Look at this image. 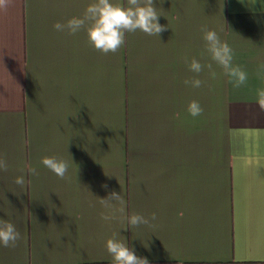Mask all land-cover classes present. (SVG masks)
Returning a JSON list of instances; mask_svg holds the SVG:
<instances>
[{
  "label": "crops",
  "instance_id": "0c3cea01",
  "mask_svg": "<svg viewBox=\"0 0 264 264\" xmlns=\"http://www.w3.org/2000/svg\"><path fill=\"white\" fill-rule=\"evenodd\" d=\"M93 2L0 9V219L21 233L0 245V264H114V232L149 264H264V0H155L168 28L126 33L107 55L85 31L53 27ZM202 26L232 48L244 85L211 59ZM193 79L202 86L185 85ZM193 100L202 115L188 113ZM52 155L68 162L65 179L41 163ZM112 190L123 206L99 203ZM133 213L157 219L130 228Z\"/></svg>",
  "mask_w": 264,
  "mask_h": 264
},
{
  "label": "clouds",
  "instance_id": "9594fccd",
  "mask_svg": "<svg viewBox=\"0 0 264 264\" xmlns=\"http://www.w3.org/2000/svg\"><path fill=\"white\" fill-rule=\"evenodd\" d=\"M10 3L11 0H0V9L6 11ZM250 3L254 4L251 0ZM160 16L162 15L157 11L155 0H126V5L114 4L112 0H95L86 6L82 16L72 17L63 24L57 22L53 27L57 31H67L70 35L85 31L93 48L107 55L108 53H117L124 46L126 33H134L139 30L148 36L159 37L168 28L167 25L159 23ZM201 32L211 59L224 69L225 74L231 78L229 82L236 88L244 85L248 80V75L240 66L233 65L234 53L228 43L222 42L218 33L215 30H209L206 26L201 27ZM185 63L188 64L189 70L196 74L203 71L204 65L195 58L189 62L185 57ZM207 68L211 71L212 64H208ZM257 75L264 79V64L259 66ZM184 83L199 88L203 81L193 79L185 80ZM257 105L264 111V88L258 90ZM187 111L192 117H197L202 115L203 108L198 101L193 100L189 102ZM41 163L58 178H66L69 169L66 160L52 155L43 157ZM0 170H8L7 162L3 158H0ZM28 174L39 175L34 167L28 168ZM14 183L23 187L25 185L24 176L16 177ZM102 187L106 190L108 188L107 185H102ZM98 199L105 208H114V201L121 206L124 204L123 196L115 190L109 191L105 198L98 197ZM120 211L123 212V207L120 208ZM103 219L110 220L114 217L105 215ZM123 219L127 221L130 228H139L142 225L151 226V222L155 221L157 217L155 213H152L150 217L133 213ZM20 239L21 233L16 226L6 219H0V245L5 248L15 247ZM105 248L114 264H149L147 257L138 256L134 247H130L126 239L120 238L119 232H114L111 238L106 240Z\"/></svg>",
  "mask_w": 264,
  "mask_h": 264
}]
</instances>
